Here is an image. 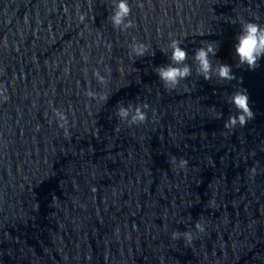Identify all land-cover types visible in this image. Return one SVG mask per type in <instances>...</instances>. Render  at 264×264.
<instances>
[{"label": "water", "instance_id": "1", "mask_svg": "<svg viewBox=\"0 0 264 264\" xmlns=\"http://www.w3.org/2000/svg\"><path fill=\"white\" fill-rule=\"evenodd\" d=\"M127 2L123 30L112 0H0V264H264V58L248 70L234 48L264 0ZM172 39L192 75L167 89ZM201 41L237 80L198 75ZM241 88L255 118L226 129Z\"/></svg>", "mask_w": 264, "mask_h": 264}, {"label": "clouds", "instance_id": "2", "mask_svg": "<svg viewBox=\"0 0 264 264\" xmlns=\"http://www.w3.org/2000/svg\"><path fill=\"white\" fill-rule=\"evenodd\" d=\"M112 3L113 8L109 19L113 27L123 30L132 28L133 22L128 19L132 10L127 0H112ZM84 20L85 17L81 16L80 22L83 23ZM240 25L241 30L236 37L237 42L234 45L237 66H246L248 70H255L259 66V61L264 58V26L255 20L242 21ZM181 44V40L172 39L167 46L171 50V54L168 57L170 63L154 68L159 80L167 89H175L181 81L192 75V67L186 63L188 52L181 47ZM201 44L202 46L195 50L193 57V63L198 75L205 80H211L213 75L223 81L238 79L233 73L232 66L219 61L215 66L213 65L210 56H216L218 50L217 42L201 41ZM131 51L135 56H144L148 48L142 43H133ZM94 75L101 84L105 83V77L101 76L99 71H96ZM239 82L242 83V77L239 78ZM88 95L93 98L107 99L106 97H100L99 93L89 92ZM228 103L236 109V114L230 115L225 121L224 127L226 129H234L237 125L243 127L248 121L255 118V113L250 105L249 96L245 88L234 91L230 95ZM146 108L147 105L133 107L129 104L125 107L121 104L116 114L122 121H127L129 125L140 124L147 120ZM222 115V113H219L217 118H221ZM61 119L66 118L61 116ZM180 165L181 167L186 166L187 161L181 160ZM196 227L203 230L199 224ZM181 235L189 242L192 239L190 233L180 232H174L173 239H179Z\"/></svg>", "mask_w": 264, "mask_h": 264}]
</instances>
